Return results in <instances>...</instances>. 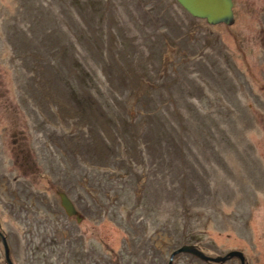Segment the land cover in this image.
<instances>
[{"label":"rangeland","instance_id":"rangeland-1","mask_svg":"<svg viewBox=\"0 0 264 264\" xmlns=\"http://www.w3.org/2000/svg\"><path fill=\"white\" fill-rule=\"evenodd\" d=\"M231 1L0 0L13 264H264V0Z\"/></svg>","mask_w":264,"mask_h":264},{"label":"water","instance_id":"water-1","mask_svg":"<svg viewBox=\"0 0 264 264\" xmlns=\"http://www.w3.org/2000/svg\"><path fill=\"white\" fill-rule=\"evenodd\" d=\"M185 11L192 16L204 18L208 23L223 22L229 23L232 21V1L231 0H175ZM0 241L4 250V260L6 264H13L8 257L7 247L3 235L0 234ZM178 251H186L200 257L201 259L211 258L203 254L193 244H181L173 249L168 254L166 264H170V257ZM236 255L239 258L240 264H243L242 253L238 250H231L223 255L213 257V260H222L227 256Z\"/></svg>","mask_w":264,"mask_h":264}]
</instances>
